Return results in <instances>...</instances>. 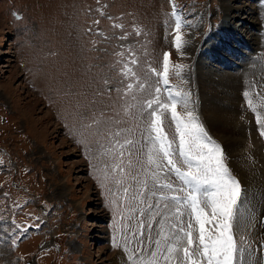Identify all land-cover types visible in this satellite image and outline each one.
<instances>
[{"label": "rangeland", "instance_id": "374dc122", "mask_svg": "<svg viewBox=\"0 0 264 264\" xmlns=\"http://www.w3.org/2000/svg\"><path fill=\"white\" fill-rule=\"evenodd\" d=\"M175 4L181 34L189 41L183 56L173 46L175 17L169 0H0V264H111L117 253L126 256L113 247V237L120 239V217L111 201L121 203L123 187H129L131 196L139 190L138 181L151 184L138 163L151 141L137 101L131 95L121 99L124 86L134 82L121 74L125 64L144 79L149 65L162 71L163 54L170 53V83L158 85L161 100L168 99L166 87L189 93L188 109L222 145L233 174L242 181L236 154L213 129L203 103L206 98L213 106L222 103L224 96L211 83L237 74L241 90L256 98L257 111L264 115V102L257 96H264V0ZM239 7L245 11H234ZM132 53L137 65L131 64ZM176 64L184 66L180 76L172 68ZM146 79L157 86V77ZM145 96L137 94V100ZM176 99L177 111L183 113L184 98ZM129 104L136 106L125 114ZM94 118L100 123H92ZM164 127L171 137L174 125L165 120ZM126 138L135 147L121 149ZM247 146L255 147L253 137ZM250 149L247 155L254 159ZM117 164L123 175L113 171ZM117 179L123 184H116ZM148 203L154 200L128 205L135 211L125 212L121 223L129 225V236ZM157 230L154 224L153 237ZM236 234L238 243L244 238L246 264L247 252L259 242L238 224ZM130 246L138 245L133 240Z\"/></svg>", "mask_w": 264, "mask_h": 264}, {"label": "snow or ice", "instance_id": "6c2138e0", "mask_svg": "<svg viewBox=\"0 0 264 264\" xmlns=\"http://www.w3.org/2000/svg\"><path fill=\"white\" fill-rule=\"evenodd\" d=\"M169 3L173 9L171 15L175 17L173 46L183 56V48L189 41L181 34L183 25L175 0H169ZM114 27L123 28V25L115 24ZM139 34L137 30L136 35ZM170 55L168 52L163 54L162 71L149 65L144 79L128 64L121 69L125 79L131 77L134 81L124 86L121 99L131 95L132 100L137 101L144 118V131L151 141L144 153L145 159L138 161L151 184L148 180L138 181L139 190L131 196L129 187H123L119 196L121 203L117 205L115 199L111 201L120 217L116 225L120 239L113 237V247L126 254V264H244V248L241 246L244 238L240 237L238 243L236 234L244 201L242 183L233 174L222 145L209 135L195 112L188 109L190 94L181 91L173 93L171 88L166 87L168 99L161 100V87L158 85L168 86L170 83ZM131 64H138L134 53ZM172 68L175 75L180 76L184 66L176 64ZM149 74L158 78L154 88L147 82ZM140 93H146V96L137 100ZM243 95L248 108L256 116V123L261 126V136H264V115L257 111L249 91ZM257 96L264 102V96L259 93ZM177 97L184 98L183 113L177 111L180 103ZM135 106L129 104L124 107L125 114ZM165 120L170 126L174 125L171 137L165 131ZM114 122L120 123L119 120ZM92 123L99 124L100 121L94 118ZM86 127L90 128L91 124ZM108 131L111 133V129ZM120 134L115 132L114 136ZM116 143L119 144V141ZM126 145L135 147V142L126 138L123 144H119L121 149ZM119 155L122 157L124 153L121 151ZM128 166L133 167L131 159ZM116 169L124 174V168L119 164L114 166L113 171ZM138 175H132V179H137ZM116 184L122 185L123 180L117 179ZM148 198L154 203H148L141 211L142 218L129 236L126 231L129 225L121 223L126 218L125 212L135 211L128 205L133 202L143 204ZM260 223L264 225V219ZM12 224L15 225V221ZM154 224L158 226L156 237L151 235ZM133 240L137 247L130 246Z\"/></svg>", "mask_w": 264, "mask_h": 264}, {"label": "bare ground", "instance_id": "6f19581e", "mask_svg": "<svg viewBox=\"0 0 264 264\" xmlns=\"http://www.w3.org/2000/svg\"><path fill=\"white\" fill-rule=\"evenodd\" d=\"M231 8L232 6L228 10H231ZM235 9L234 11L239 12L244 10V7ZM227 16L230 17L231 15ZM233 17H237V14H234ZM257 39L259 41V38ZM201 65L204 64L200 63ZM222 79L223 81L216 80L211 83V86H215L213 90L224 96L222 103L215 101V106H213L212 99L206 98L203 107L207 116L213 122V129L224 135L236 154L234 158L235 166L239 169L244 196L238 226L240 229L252 234V238L259 242H257L259 245L255 246L254 244L251 247L252 249H248L245 262L246 264H264V244H262V241H264V225L260 223L262 217L264 218V138L260 134L261 126L253 121L256 117H254L255 114L250 109L248 111L243 95L245 91H243L244 89L241 90L243 86L241 82L239 83L237 74L233 76L229 74ZM253 103L257 104L259 102H256L255 98ZM242 113L246 116L244 120L241 119ZM249 127L252 128V131L247 133L246 129ZM252 137L255 141V147L250 149L247 144ZM249 149L254 159L249 158V155H247ZM120 253L112 258L111 264H126L123 253Z\"/></svg>", "mask_w": 264, "mask_h": 264}]
</instances>
